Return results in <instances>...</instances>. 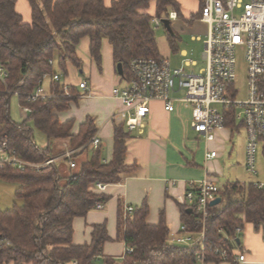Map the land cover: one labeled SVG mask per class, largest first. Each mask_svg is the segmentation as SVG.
Returning a JSON list of instances; mask_svg holds the SVG:
<instances>
[{"label":"trees","instance_id":"obj_1","mask_svg":"<svg viewBox=\"0 0 264 264\" xmlns=\"http://www.w3.org/2000/svg\"><path fill=\"white\" fill-rule=\"evenodd\" d=\"M26 1L31 9L28 24L16 12V0H0V62L8 71L5 81H0V143L7 141L20 159L33 164L63 156L65 151L54 153L51 146L41 148L35 144L27 124L31 122L48 142L68 141L69 160L75 167L63 177L55 163L38 171H19L12 167L0 170V181L16 184V198L21 201L19 206L0 212V238L5 242L0 247V264H196L199 248L168 246L164 213L160 212L156 225L147 224L145 202L134 209L130 218L118 224L126 249L132 250L125 252L121 259L101 257L103 246L109 241L105 224L92 226L90 244L73 245V220L85 217L97 204L107 202V197L91 188L96 183L117 184L122 175L134 170L124 162L127 140L132 135L122 122L115 123L112 159L104 163L101 144L95 150L88 148L89 140L97 132L93 119L87 118L78 133L72 135L73 121L60 123L54 116V112L66 111L71 103H77L79 95L75 86L67 85L70 90L66 93L65 83L50 80L48 89L52 98L27 101L43 76H65L68 65L81 69L77 47L83 39L87 40L88 55L98 68L102 41L106 39L112 48L114 65L121 64L125 76L134 59L161 58L151 20L161 19L171 11L179 16L178 3L175 0H116L107 7L104 0ZM196 1L199 18L205 0ZM152 3L154 15L148 13ZM167 33L168 45L175 50L176 37ZM16 94L20 107L31 110L20 124L10 116V100ZM225 127L234 131L231 116ZM83 155L85 158H80ZM218 196L221 202L209 208L203 253L206 262L214 263L223 262L213 255L215 247L231 254L238 246L236 242L225 241L217 229L222 228L227 236L234 237L244 217L245 223L255 231H261L262 227L264 233V189L259 190L251 183L227 182ZM187 210L179 206L181 223L199 231L196 215Z\"/></svg>","mask_w":264,"mask_h":264},{"label":"built area","instance_id":"obj_2","mask_svg":"<svg viewBox=\"0 0 264 264\" xmlns=\"http://www.w3.org/2000/svg\"><path fill=\"white\" fill-rule=\"evenodd\" d=\"M238 12L239 14H236ZM178 18L174 11L161 19L153 17L152 28L159 27L161 20L169 22ZM199 21L207 27L204 39L193 38L194 41L202 42V61L205 63L197 73L188 72L186 68L196 67L197 63L186 61L184 68L172 69L168 60L159 58H136L128 66L127 76L119 77L125 84L122 88H114L112 96L123 105L122 111L117 118L125 125L127 132L139 137L145 127V122L150 113V104L161 102L167 112L174 111V103L188 105L191 108L192 131L202 137L205 143L214 142L217 132L224 128L225 122L231 116L233 119L234 132L242 127L245 131V170L251 175H257L256 156L259 144L264 143V0H205L201 9ZM244 53L247 75V97L243 102L235 101V66L236 54ZM186 54L183 55V58ZM52 64V61L49 62ZM8 77V71L0 62V81L4 82ZM43 76L38 86L28 96V102L42 101L52 98L48 87L44 89ZM53 82H61V75L55 74L49 78ZM63 90L68 93L70 88L65 85ZM77 91L87 93V82L78 84ZM183 92V97L176 95ZM17 95V94H16ZM22 115L26 118L31 110L21 107ZM101 144L98 136H93L88 142L89 150H95ZM219 156L217 151H208L206 160H213ZM71 169L75 167L69 160ZM54 159L42 164H33L20 159L16 151L10 148L7 141L0 143V170L12 167L19 171L25 169H39L54 163ZM255 188L264 189V183H251ZM94 190L103 193L106 185L96 183ZM220 187L217 179L207 175L201 181L190 182L189 189L185 193L182 206L187 207L196 215V225L199 231L191 230L181 223L178 231L169 234L167 245L171 247L191 249L199 248L196 255V264H206L203 255L206 242V224L210 217V203L218 198ZM96 210L102 209V204H97ZM133 207L125 208V217L130 218ZM242 225L236 227L235 236L229 237L222 228L217 229L225 241L234 243L243 231L245 224L242 217ZM263 232V228L261 227ZM5 242L0 238V247ZM131 249H126L130 253ZM213 255L223 262L234 261L245 263L244 253L233 256L220 248L213 249ZM75 264V263H74Z\"/></svg>","mask_w":264,"mask_h":264},{"label":"crops","instance_id":"obj_3","mask_svg":"<svg viewBox=\"0 0 264 264\" xmlns=\"http://www.w3.org/2000/svg\"><path fill=\"white\" fill-rule=\"evenodd\" d=\"M112 1L116 0H104L105 6L108 7ZM175 1L179 5L180 14L175 21H171L173 26L170 25L169 34L176 37V49L171 51L178 52L183 58L186 51L179 46L181 41L178 35L179 28H182V23L189 25L195 22L203 23L197 16L199 4L196 0ZM15 10L21 16L23 23L31 22V9L26 0H16ZM154 12L155 5L152 3L148 13L154 15ZM196 37L200 36H192L191 40L194 41L193 38ZM108 43L106 40L102 41L101 66L98 68L96 65L98 71L94 67L91 68L87 81L89 91L83 93L76 90L79 95L77 103H71L66 111L54 112V116L60 123L73 121L72 135L78 133L80 125L87 118L93 119L97 129L95 135L101 139V157L104 163H108L112 159L113 125L121 123L117 115L123 109L120 100L112 96V89L118 81H121L113 74L112 48ZM169 64L171 66L170 62ZM82 81L84 80H80L79 83ZM183 117L185 118L184 124L181 123ZM190 122L191 108L188 105L174 103V111L170 113L165 110V106L161 102L150 104V113L142 135L135 137L131 134V138L127 140L124 162L126 166L134 167V170L129 174L122 175L119 183L106 185L105 191L101 194L107 197V202L102 204L101 210H92L85 217L73 220V245L90 244L92 226L105 224L109 241L104 244L101 257L121 259L126 247L122 237L123 231H119L118 224L125 220L127 206L135 209L144 202L148 206L147 224L156 225L162 211L169 234L178 231L181 224L179 206H182L185 193L189 189V183L201 181L207 175H211L208 167L217 160V158L205 159V154L210 151V145L204 140L202 152H196L187 147L184 149L176 144L182 125L184 129L189 127L192 131ZM233 132L231 128L224 126L217 132L213 145L219 144L221 141L226 142L227 139L231 140ZM196 136L203 139L197 134ZM47 146H51L54 153L65 151L63 156L54 158V163L60 175L67 176L72 171L67 159V156H70V151L67 150L68 141L54 140L51 143L47 141L41 148ZM222 154L224 153L220 152V155ZM80 158L84 159L85 156ZM217 183L221 188L218 180ZM91 190L94 188L92 187ZM238 239L239 244L233 248L232 254L238 256L244 253L245 263L229 261L207 262L206 264H264V233L262 231L257 232L252 225L245 223Z\"/></svg>","mask_w":264,"mask_h":264},{"label":"rangeland","instance_id":"obj_4","mask_svg":"<svg viewBox=\"0 0 264 264\" xmlns=\"http://www.w3.org/2000/svg\"><path fill=\"white\" fill-rule=\"evenodd\" d=\"M249 0H242L243 3H247ZM236 14H239L236 12ZM173 26V22L170 24ZM206 25L195 22L192 25L182 23V28H179L178 35L181 38L179 46L186 51V57L182 58L177 52H172L168 45V33L165 27L161 24L159 27H154V37L158 49L159 56L164 59H168L171 63L172 69L184 68L186 61L196 62V67L186 68L188 72L197 73L200 68L205 66L202 61L203 44L202 42H194L191 40L192 36H200L204 39L207 29ZM104 39L103 41H105ZM107 41V40H106ZM109 44V43H108ZM107 44V45H108ZM77 56L82 62L80 70L75 69L73 66L68 65L65 76H61V81L66 85H72L77 87L80 80L88 81L91 68L94 67L97 71L96 64L89 57L87 52V40L83 39L77 47ZM56 69V65H54ZM112 70L115 77H119L116 73V66L112 62ZM59 73V72H58ZM235 80L233 83L235 94V101L243 102L247 97V75H246V62L243 52L236 54V66H235ZM50 79L44 80V89L49 85ZM125 84L123 82H117L114 88H122ZM113 90V89H112ZM177 97H183V92L176 95ZM10 116L16 123H22L26 118L22 115L21 107L19 105V99L17 95H13L10 100ZM184 116V115H183ZM183 117V122L185 123ZM32 129L33 140L35 144L42 147L47 143V139L39 130H37L31 122L27 123ZM200 143V144H199ZM214 142L209 143V150L217 151L219 156L216 162L208 167V171L211 176L215 177L220 186H224L225 183H264V143L259 144L258 153L256 156V170L257 175H251L245 170V131L242 127H239L236 132H233L231 140L221 141L219 144L213 145ZM177 145L185 149L194 150L196 152H202L203 139H199L189 127L184 129L183 125L177 137ZM220 152L224 154L220 155ZM63 163V161H61ZM18 186L16 184L0 181V212H6L15 206H19L21 201L16 198V190Z\"/></svg>","mask_w":264,"mask_h":264},{"label":"water","instance_id":"obj_5","mask_svg":"<svg viewBox=\"0 0 264 264\" xmlns=\"http://www.w3.org/2000/svg\"><path fill=\"white\" fill-rule=\"evenodd\" d=\"M162 25L165 27V29L170 32L171 28H170V22L166 19L161 20ZM116 73L119 77H123L124 76V72H123V68L121 64H117L116 65ZM221 202V198H216L213 202L210 203V206H216ZM188 213H191V210L188 209L187 210ZM236 243L239 244V239L236 240Z\"/></svg>","mask_w":264,"mask_h":264}]
</instances>
